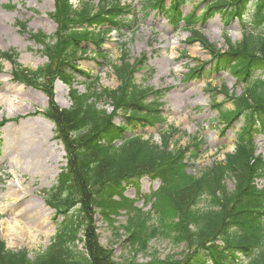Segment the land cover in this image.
<instances>
[{
	"label": "trees",
	"instance_id": "1",
	"mask_svg": "<svg viewBox=\"0 0 264 264\" xmlns=\"http://www.w3.org/2000/svg\"><path fill=\"white\" fill-rule=\"evenodd\" d=\"M78 1V7L73 8L69 0H54L52 19L57 30L53 43L43 35L32 36L43 46L47 58L43 67L24 70L16 63L13 51L0 54V59L12 64L14 81L40 89L47 96V108L36 115L53 123L56 139L66 153V167L44 198L54 210V222L61 219L53 240L35 255L25 249L8 250L0 241V264H118L112 251L99 244L94 216L99 213L108 219L115 209L114 197L122 198L128 187L138 186L143 178L160 183L153 193L152 208L160 210L167 230L161 232L143 220H128L124 228L129 236L124 242L133 251H146L151 239L167 233L173 243H185V249L181 258L164 260V264H193L198 259L212 264H264V188L257 186L264 178V160L255 155L254 143V135L264 133V0L201 1L208 3L201 13L202 21L219 12L227 24L231 20L240 23V41L225 37L224 51L190 28L191 41L204 47L210 61L207 70L200 66L190 69L185 81L206 80L213 73L228 71L246 86L239 96L229 97L231 110L221 109L223 104L212 98L217 119L225 128L239 118L245 125L234 152L197 176L187 174L186 169L187 162L198 161L204 153L199 137L189 138L185 148H171L170 138L176 130H167L160 143L128 135L129 129L165 122L160 101L165 91L143 86L135 79V74L146 67L144 56L130 62L122 44L118 61L108 63L119 83L115 90L98 91L97 78L88 83L84 93L72 88L76 73L90 80L72 64L77 57L86 56L83 43H95L94 54L103 63L106 55L100 45L104 35L112 29L127 28L121 25L120 16L129 10L114 2L100 4L95 11L87 2ZM186 1L170 0L165 6L164 0H153L147 5L158 8L171 23L183 21L190 27L193 13L183 16L181 12ZM249 11L251 18L245 22ZM101 27L103 32H94ZM257 74L263 79L255 77ZM55 79L69 87L71 105L66 110L53 101ZM106 105L112 108L111 113ZM119 115L122 122L116 124L114 119ZM228 179L233 182L231 191L227 189ZM204 199L209 204L202 207Z\"/></svg>",
	"mask_w": 264,
	"mask_h": 264
},
{
	"label": "rangeland",
	"instance_id": "2",
	"mask_svg": "<svg viewBox=\"0 0 264 264\" xmlns=\"http://www.w3.org/2000/svg\"><path fill=\"white\" fill-rule=\"evenodd\" d=\"M87 2L91 10L100 7V4L117 2L129 8L126 14L120 16L121 25L125 29L109 31L104 35L100 50L106 55L105 61H101L94 54L95 43L85 42L82 49L88 52L85 57L76 58L72 63L77 70L83 71L90 77L89 81L75 74L73 87L80 93H84L89 82L97 78L96 86L101 89L115 90L119 83L108 63H116L121 56V45L125 49L131 61L146 57V67L135 74L138 84L148 86L154 90H164L162 110L165 122L162 125L138 126L129 129L128 135L135 134L143 139H151L160 143V136L167 130H176L170 138L171 148H185L189 138L198 135L204 141V152L194 164L187 162V174L197 176L213 163L223 160L225 154L232 153L238 143V135L244 120L239 118L231 128L224 129L217 120V111L212 107V98L221 102V109L231 110V102L227 97L239 96L246 88L238 83L230 73H213L207 81H185L186 74L194 67H205L207 70L210 56L198 42H190V31L184 27L185 23L179 21L176 27L168 21L158 9L148 7L149 0H82ZM202 0H187L182 7V15L186 16L196 7L192 23L193 28L207 39L217 50L226 49L224 36L231 41L241 39L240 23L231 20L228 25L221 13L215 12L211 18L204 22L200 19L201 12L207 4L198 6ZM165 6L170 0H164ZM74 6H78L77 0H70ZM53 12V0H0V54L13 50L17 54V62L22 68L35 70L46 63L41 53V47L31 39L33 34H42L47 38H53L56 30L51 20ZM245 22L251 18L252 12H247ZM24 24L20 27L18 23ZM130 27V28H129ZM98 30V29H96ZM103 28L100 32H103ZM264 30V26L261 28ZM0 59V122L6 123L0 128V241L12 251L26 249L31 255L41 253L47 248L58 229L59 221L54 222L53 210L44 204L43 192L55 185L57 176L65 167V154L60 159L61 151L50 148L49 161L46 164L30 165V159L25 157L29 149L47 146L49 138L48 126L41 122L39 115H32L43 110L47 105L46 97L39 91L23 86L12 79L11 66L6 60ZM67 72H72L67 68ZM255 77L263 79L257 74ZM59 84V85H58ZM54 86L55 97L56 89ZM225 94H219L223 92ZM66 88V87H65ZM43 96V97H42ZM57 98V97H56ZM68 108L69 101L63 98ZM7 101H12L7 103ZM110 111L109 106H105ZM116 124L122 122L121 117L114 120ZM257 129V128H256ZM54 128L51 130V142L59 147L61 144L54 139ZM34 141V145L29 144ZM36 141V142H35ZM257 152L264 160V133L254 136ZM30 145V146H29ZM40 146V147H38ZM48 147V146H47ZM62 148V146H61ZM19 156L20 160L16 159ZM29 156L32 157L31 154ZM19 184L21 189L26 188L28 194L20 197L18 203L13 205L10 198V188ZM159 181L143 178L138 186L128 187L123 197H115L113 203L115 209L110 213V220L102 218L99 213L94 216L97 228L98 242L101 246L112 250L113 259L118 264H164L165 259L181 258L185 243H173L167 233L151 239L147 250L144 252L133 251L125 242L124 227L128 220H143L149 227L157 228L164 232L166 223L160 210L153 211V193L159 187ZM227 189H233L232 180L226 182ZM258 188H264V178L257 181ZM42 201L45 208L40 204ZM31 204V205H30ZM201 206L209 204L207 199L200 202ZM30 205L29 208L27 206ZM28 214L43 219L46 225L43 228L34 227V223L28 218ZM112 214V215H111ZM18 224L22 227H33L34 232L27 236L19 234L13 237L10 226ZM165 224V225H164ZM164 263H161V262ZM203 262V263H202ZM193 264H212L209 260L198 259Z\"/></svg>",
	"mask_w": 264,
	"mask_h": 264
},
{
	"label": "bare ground",
	"instance_id": "3",
	"mask_svg": "<svg viewBox=\"0 0 264 264\" xmlns=\"http://www.w3.org/2000/svg\"><path fill=\"white\" fill-rule=\"evenodd\" d=\"M104 27H101V28H97L98 30H94V32L95 33H98V32H100L102 29H103ZM130 28V27H129ZM128 29V28H127ZM86 50V49H85ZM130 59V58H129ZM130 62H133V61H131V59L129 60ZM59 85V84H58ZM56 91H57V95H56V102H57V104L60 106V107H64V106H66V101L63 99L65 96H66V88L64 87V86H62V85H60V86H58V88L56 89ZM43 97V96H42ZM6 102L7 103H10L11 105H13L12 104V101H7L6 100ZM40 121L41 122H43V123H45L47 126H48V128H49V138H48V140H46V141H48L47 142V146H45V147H40V146H38V147H40V148H36V149H29L28 151H27V153H25V157L27 158V159H30V165H37V164H40V162L42 163V164H46L45 163V161H49V158H50V155H51V152H50V148L52 147L53 148V151L54 150H56V149H59L60 151H61V155H60V159L62 158V156H63V152H62V148H61V146L59 147L55 142H51L50 141V138H51V130H52V125L48 122V121H46V120H41L40 119ZM6 123V122H5ZM4 123V124H5ZM3 124V125H4ZM2 125V126H3ZM36 142V141H35ZM34 143V141L32 140V141H30L29 142V144H31V145H34L33 144ZM30 146V145H29ZM29 154H31L32 155V157L31 156H29ZM16 159H18V160H20V158H19V156L16 158ZM10 190H11V192L9 193V195H10V198L13 200V205H15V204H17L18 203V200L20 199V197H25L27 194H28V190L26 189V188H24V189H21L20 188V185L17 183H15L13 186H11V188H10ZM40 201V204H41V206L43 207V208H45L44 207V205H43V203H42V201L41 200H39ZM31 205V204H30ZM30 205H28L27 206V208H29L30 207ZM28 218L34 223V227H37V226H39V228H43L45 225H46V222H45V220H43V219H37L36 217H34V216H31L30 214H28ZM15 227H16V224L15 225H13V226H10V228H9V230L10 231H12V233H13V237L14 238H18L19 237V234H21L22 236H27L28 234H29V232H30V234H31V232H34L33 231V227H30V228H28V227H26V229H25V227H22L21 225H19L18 224V233H16V230L17 229H15ZM129 235L126 233V236H125V239L128 237ZM170 259H172V260H176V259H174V258H170ZM167 260H169V259H165V261H167Z\"/></svg>",
	"mask_w": 264,
	"mask_h": 264
}]
</instances>
